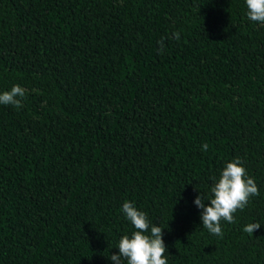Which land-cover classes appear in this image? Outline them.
I'll return each mask as SVG.
<instances>
[{
	"label": "trees",
	"instance_id": "1",
	"mask_svg": "<svg viewBox=\"0 0 264 264\" xmlns=\"http://www.w3.org/2000/svg\"><path fill=\"white\" fill-rule=\"evenodd\" d=\"M247 11L0 0V94L25 89L0 104V264H113L136 231L125 201L163 229L167 264H264V23ZM237 157L259 195L217 236L194 200Z\"/></svg>",
	"mask_w": 264,
	"mask_h": 264
},
{
	"label": "clouds",
	"instance_id": "2",
	"mask_svg": "<svg viewBox=\"0 0 264 264\" xmlns=\"http://www.w3.org/2000/svg\"><path fill=\"white\" fill-rule=\"evenodd\" d=\"M247 16L253 22L264 23V0H246ZM179 39V34L176 35ZM25 89L14 85L9 91L0 94V104L12 105L17 108L22 106ZM208 145H202V151H207ZM213 197L206 200L198 195L194 204L201 209L200 219L202 226L209 233L222 236L221 221L234 222L233 214L242 210L249 202L250 197L258 196L259 189L251 177H247L246 169L237 157L227 163L219 179L211 187ZM209 201L210 203H205ZM122 211L134 226V231L129 237L124 235L118 243L119 252L112 254L110 260L113 264H122V258L127 264H167L165 257L166 246L163 241V229L150 223L144 212L139 211L134 203L125 201ZM261 227L259 223H250L244 231L253 234L254 230Z\"/></svg>",
	"mask_w": 264,
	"mask_h": 264
}]
</instances>
